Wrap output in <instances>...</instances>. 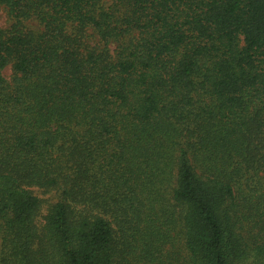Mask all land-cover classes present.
<instances>
[{
	"label": "trees",
	"instance_id": "obj_1",
	"mask_svg": "<svg viewBox=\"0 0 264 264\" xmlns=\"http://www.w3.org/2000/svg\"><path fill=\"white\" fill-rule=\"evenodd\" d=\"M0 8V264H264V0Z\"/></svg>",
	"mask_w": 264,
	"mask_h": 264
},
{
	"label": "rangeland",
	"instance_id": "obj_2",
	"mask_svg": "<svg viewBox=\"0 0 264 264\" xmlns=\"http://www.w3.org/2000/svg\"><path fill=\"white\" fill-rule=\"evenodd\" d=\"M106 1H110V0H106ZM8 24L9 23H8V19H7L5 10L3 8H0V27L4 29V28H6L8 26ZM4 76L7 79H10L11 78V76H12V69H11L10 66L7 67V68H5V70H4ZM39 196L43 200V203H42V206H43V214L46 213V210H47L49 204H51L52 202H55L57 200V198H58L56 192L43 193L42 191H39ZM41 218H42V215L39 218V224L41 223Z\"/></svg>",
	"mask_w": 264,
	"mask_h": 264
}]
</instances>
